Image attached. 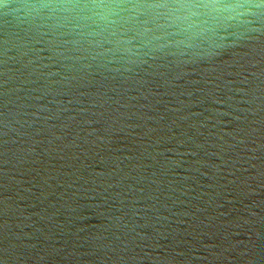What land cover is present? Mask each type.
Segmentation results:
<instances>
[{"label":"water","instance_id":"obj_1","mask_svg":"<svg viewBox=\"0 0 264 264\" xmlns=\"http://www.w3.org/2000/svg\"><path fill=\"white\" fill-rule=\"evenodd\" d=\"M0 264H264V0H0Z\"/></svg>","mask_w":264,"mask_h":264}]
</instances>
